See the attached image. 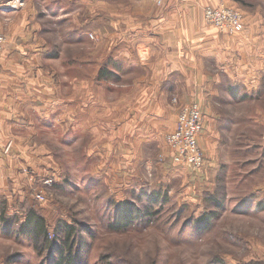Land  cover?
<instances>
[{
	"label": "rangeland",
	"instance_id": "374dc122",
	"mask_svg": "<svg viewBox=\"0 0 264 264\" xmlns=\"http://www.w3.org/2000/svg\"><path fill=\"white\" fill-rule=\"evenodd\" d=\"M242 3H204L203 31L210 28L208 35L241 36L245 29ZM6 4L0 0V31L6 37L0 54V101L10 99L2 89L6 84L11 85L15 98L21 94L23 100L11 106L6 155L0 156L4 166H9L7 193L0 197V218L2 214L14 218L18 228L33 209L45 217L52 238L58 225L73 226L81 242L80 254L77 240L74 246L78 264H264V143L257 145V133L263 130L251 124L250 152L225 155L227 160L215 176H205L206 158L197 173L176 166L166 136L165 146L156 150L145 147L144 156L130 163L125 152L120 154V142L113 133L116 124L110 102L115 87L111 83L117 77L98 72L104 59L97 53H104L105 47L100 44L103 23L98 12L86 16L77 8L74 20L60 23L61 19L46 16L40 21L43 26H23L18 23L17 10L5 9ZM222 7L241 13V32L222 31L206 22L207 8ZM36 36L47 42L51 59L31 57L38 45ZM87 49L92 54L89 102L102 96L101 115L96 118L100 116L104 122L92 119V126L84 130L81 120L76 118L73 123L59 112L66 108L68 77H73L70 66ZM26 50L30 56L15 53L8 59V54ZM54 100L59 103L58 115L45 116V102ZM192 104L198 103L185 106ZM246 144L241 142L239 150L246 152L242 146ZM154 193L161 194L157 202L148 197ZM124 202L147 215L129 228L115 231L111 226L116 208ZM3 227L0 222V264H55V254L46 251L40 255L29 239L4 235Z\"/></svg>",
	"mask_w": 264,
	"mask_h": 264
},
{
	"label": "crops",
	"instance_id": "0c3cea01",
	"mask_svg": "<svg viewBox=\"0 0 264 264\" xmlns=\"http://www.w3.org/2000/svg\"><path fill=\"white\" fill-rule=\"evenodd\" d=\"M220 1L21 0L18 4L5 0L4 8L17 10L18 23L23 26L37 23L43 26L40 21L46 16L61 19L60 23L64 19L74 20L77 8L86 16L98 12L103 23L99 28L100 44L105 47L104 53H94L101 61L104 59L98 72L106 66L117 77L111 83L115 94L110 107L113 106L116 124L113 133L120 142V154L125 152L130 163H134L144 156L145 147L165 146L164 137L175 130L181 108L198 103L204 114L199 144L206 158L203 171L207 177L217 175L221 163L227 160L225 155L250 152L251 124L263 130L256 134L257 145L261 147L264 143V0H242L245 29L241 36L231 37L208 35L210 28L203 31L204 3L217 6ZM83 25H87V20ZM34 41L38 45L31 57L51 59L47 42L37 36ZM29 52H13L8 59L15 53L19 57L30 56ZM83 53V58L70 66L73 77H68L65 111L59 112L55 100L45 102L41 111L47 113L45 116L66 114V119L73 123L77 118L85 130L92 126V119L99 124L104 120L96 118L102 96L99 94L93 105L89 102L92 54L88 49ZM2 89L8 91L10 98L0 101V156L4 157L13 116L11 106L21 103L23 98L21 94L13 96L10 84ZM254 96L258 99H253ZM249 106L254 108L251 110ZM123 140L130 144H124ZM244 141L246 152L238 148ZM167 148L172 161L173 150L168 145ZM8 168L0 160V197L7 193Z\"/></svg>",
	"mask_w": 264,
	"mask_h": 264
},
{
	"label": "trees",
	"instance_id": "16d2710c",
	"mask_svg": "<svg viewBox=\"0 0 264 264\" xmlns=\"http://www.w3.org/2000/svg\"><path fill=\"white\" fill-rule=\"evenodd\" d=\"M108 73H110V76L113 75V72H108L107 68L104 67L100 74L101 76L106 77L108 76ZM148 197H150L152 201L157 202L161 199V194L154 193ZM214 203L218 205V207H221L218 202ZM116 211L115 221L111 226L115 231L127 229L136 220L139 221L147 215L146 213L143 214L140 208H137L129 202H124L118 205ZM0 222L4 224V235H16L20 238L26 237L33 243L34 248L42 256L46 251L50 252L51 255L55 254V264H78V262H80V259L77 258L76 252L74 251L77 238L73 226L67 224L58 225L55 238H52L45 217L33 209L28 210L24 216L23 222L20 223L18 228H15L18 222H14V218H5L4 214H2ZM77 244L78 255L81 250V242H78L77 240Z\"/></svg>",
	"mask_w": 264,
	"mask_h": 264
},
{
	"label": "built area",
	"instance_id": "2783aa9c",
	"mask_svg": "<svg viewBox=\"0 0 264 264\" xmlns=\"http://www.w3.org/2000/svg\"><path fill=\"white\" fill-rule=\"evenodd\" d=\"M205 20L222 31L231 33L243 30V18L240 12L229 8H207ZM6 44V37L0 31V54ZM204 116L198 104L185 106L177 118L176 129L166 136L168 145L173 150V162L177 166L189 167L193 172H200L205 165V155L198 137L203 131Z\"/></svg>",
	"mask_w": 264,
	"mask_h": 264
}]
</instances>
